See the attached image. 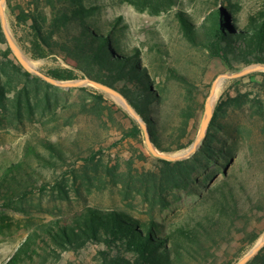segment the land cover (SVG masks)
Returning <instances> with one entry per match:
<instances>
[{"label": "trees", "instance_id": "trees-1", "mask_svg": "<svg viewBox=\"0 0 264 264\" xmlns=\"http://www.w3.org/2000/svg\"><path fill=\"white\" fill-rule=\"evenodd\" d=\"M117 1L151 16H159L177 3V0ZM218 1L215 0L218 5L200 16L201 23L186 12L177 11L183 36L190 45L206 50L230 70L252 63L264 64V7L243 21L239 3ZM7 8L15 18V28L23 29L21 35L15 33V38L25 54L35 61L60 58L68 64L67 68L49 71V76L59 81L87 77L119 91L141 115L151 140L164 153L174 154L193 143L191 124L204 109L207 94L201 99L197 84L187 74L169 67L168 80L178 83L183 90L177 123L170 125L164 87L156 83L141 51L127 46L123 19L105 18L99 0H7ZM244 78L235 79L234 83ZM256 85L264 89V81ZM73 90L81 93L79 115L101 119L108 113L114 121L115 114L122 112L129 118L93 87ZM59 91L24 70L9 48L0 22V127L21 124L37 112L55 116ZM260 92L238 88L234 93L222 95L207 136L191 158L170 162L156 157L154 169L136 175L132 174L130 162L129 170L120 178L112 175L113 184L121 183L125 199L130 198L133 190L150 205L145 219L126 209L87 206L67 217L38 225L4 264H60L65 253L79 255L84 250H90L92 264H218L220 253L239 239L234 258L221 263L236 264L264 232L260 228L264 222V188L258 195L250 193V177L234 165V149L220 146L219 134L232 136L235 145L248 144L254 155L248 168L259 166L264 170V99ZM228 110H246L250 124L241 123L229 133L222 123ZM130 124L123 138L141 142L139 125L131 118ZM94 151L79 144L71 148L48 138L27 141L23 157L2 168L0 205L18 209L30 196L42 195L47 190L50 183L33 162L44 169L74 173L79 161L97 164V155L103 152ZM57 188L64 196L65 188L60 182ZM183 189L198 196L194 205L197 216L167 231L155 220L153 208L167 207L170 203L167 193ZM247 264H264V247Z\"/></svg>", "mask_w": 264, "mask_h": 264}, {"label": "rangeland", "instance_id": "rangeland-1", "mask_svg": "<svg viewBox=\"0 0 264 264\" xmlns=\"http://www.w3.org/2000/svg\"><path fill=\"white\" fill-rule=\"evenodd\" d=\"M99 1L105 18L114 20L121 17L123 19V24L127 27V46L131 50L137 48L141 51L144 64L151 71L156 83H160L164 87L170 114L168 120L170 125L177 123V107L182 102L183 90L178 83L168 80L167 69L169 67H175L187 74L197 84L199 97L202 99L206 94L209 95L210 85L217 75L236 73L248 66H237V70H230L219 59L210 57L206 50L190 45L183 36L179 21L176 18V12L184 11L197 20L196 23H201L202 18L200 19V16L217 4L215 0H177V3L169 11L159 16L139 13L132 6L120 4L117 0ZM235 1L241 6L239 16L243 21L249 15L259 13L264 7V0ZM5 15L11 34L17 43L15 33L18 32L21 35L23 29L15 28V18L7 5ZM25 56L36 62L38 64L37 69L47 75L49 71L58 67H68V64L60 58L35 61L27 54ZM234 80H226L222 83L217 91L215 105L222 95L227 92L234 93L238 88L242 91L246 89L261 91L264 99V89L262 91L256 85L261 81L259 76H245L240 83H234ZM59 89L55 116L50 113L37 112L31 119L26 118L21 124H6V126L0 127V175L3 167L23 157L25 143L29 140L35 142L37 138H48L53 142L64 143L71 148H74L76 144L82 148L92 147L95 151L100 149L103 154L97 155V164L86 165V163L79 161L74 166V173H65V169H44L33 162V166L42 172V176L49 181L50 185L42 195L36 193L33 197L27 198L18 209L12 210L0 205V264H4L15 253L19 245L26 240L29 232L38 225L55 218L67 217L87 206L100 209H126L140 219H145L151 210L150 205L145 203L136 191L132 190L130 198L125 199L121 183L117 185L111 181L112 175L120 178L124 172L129 170L128 163L130 162L133 175L154 169L155 166L154 158L156 157L150 152L143 132L141 142L133 138H123V133L131 127L130 118L133 120L132 117L106 93H104L105 98L114 102L116 108H121L127 113L128 119L123 116L122 112L115 114L114 121L110 119L108 113L101 119L91 115H79L78 102L81 93L74 91L75 88ZM203 113L204 109L199 112L196 120L192 121L191 127H194L192 137L194 139L199 132ZM222 121L229 133L241 123L246 124L248 122L250 124L246 110H228L225 119ZM231 138L230 135L225 136L220 133V146L234 149V165L241 167L243 169L241 173L250 177V193L258 195L264 188V170L259 166L248 168V163L253 160L254 156L250 152L248 144L237 143L235 145ZM224 142L227 144L225 145ZM188 148L174 154L182 153ZM140 156L145 159L142 160ZM29 164H31L30 161ZM219 177L222 176L219 175ZM59 182L65 188L64 196L60 194V189L57 188ZM167 199L170 201L167 207L156 205L153 208L155 220L165 230L170 231L177 224L189 220L192 216H197L195 213L197 209L194 208V205L198 196L192 191L170 190L167 193ZM262 227L264 229V222L260 225V228ZM239 246V239H237L232 246L220 253L221 259L218 264L233 259ZM252 247L247 248L243 256ZM226 252H228L227 255ZM84 262L92 264L90 250H84L79 255L67 252L63 255L60 264H82Z\"/></svg>", "mask_w": 264, "mask_h": 264}, {"label": "water", "instance_id": "water-1", "mask_svg": "<svg viewBox=\"0 0 264 264\" xmlns=\"http://www.w3.org/2000/svg\"><path fill=\"white\" fill-rule=\"evenodd\" d=\"M6 5H7V0H0L1 26H2L5 38L7 40V43L9 45V48L11 49L16 60L24 68V70L42 78L44 81H46L47 83L55 87H59L63 89H70V88H80V87H85V86H92L95 89L99 90L100 92L110 95L119 105H121L127 111V113L132 117V119L139 125L140 129L143 132L145 142L150 152L152 153V155L157 158L163 159V160H167L170 162L183 161V160L191 158L200 149L205 137L207 136L208 128L214 116V112L216 108L215 101L217 97V89L220 87V85L224 81L239 79V78L249 76V75L259 76L261 78L260 83L264 81L263 80L264 64H260V63L249 64L248 66L243 68L241 71H238L236 73H231V74L221 73L217 75L216 78L212 82L210 93L205 100L204 113H203V118L200 124V129L193 143L186 151L182 153L167 154V153L160 151L155 146V144L151 140V137H150L145 121L143 120L141 115L137 112V110L127 100V98L123 94H121L119 91L101 82L92 80L87 77L80 78L74 81H59L43 73L42 71L36 68H33L28 63V61L25 59L26 56L24 52L19 47V45L16 43L15 39L13 38L11 34L9 25L7 23V18L5 15ZM263 247H264V234L259 239V241L251 248V250L247 254H245L236 264H247L261 251Z\"/></svg>", "mask_w": 264, "mask_h": 264}, {"label": "bare ground", "instance_id": "bare-ground-1", "mask_svg": "<svg viewBox=\"0 0 264 264\" xmlns=\"http://www.w3.org/2000/svg\"><path fill=\"white\" fill-rule=\"evenodd\" d=\"M25 59L28 61V63L33 67V68H38V64L36 63V62H34V61H31L29 58H27V57H25ZM222 85V84H221ZM221 85H220V87H221ZM219 87V88H220ZM218 88V89H219ZM218 89H217V91H218Z\"/></svg>", "mask_w": 264, "mask_h": 264}]
</instances>
